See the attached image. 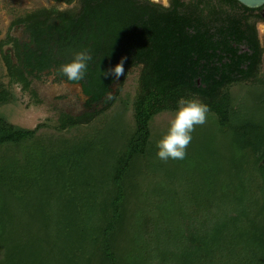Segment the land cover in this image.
<instances>
[{"label": "trees", "instance_id": "16d2710c", "mask_svg": "<svg viewBox=\"0 0 264 264\" xmlns=\"http://www.w3.org/2000/svg\"><path fill=\"white\" fill-rule=\"evenodd\" d=\"M55 1L71 5L75 0ZM222 1L249 15L260 10L236 0ZM81 4L77 15L51 12L57 16L30 24V43L16 42L19 66L11 56H3L12 83L25 82L26 72L55 71L59 80L81 85L89 104L106 106L78 118L64 116L55 128L27 130L0 117V264H17L15 249L30 250L39 240L63 254L59 264H137L134 255L143 262L142 241L154 233L147 231L148 220H155V232L159 225H169L173 251L165 250V261L188 264L197 256V264H264V164L258 166L264 161V82L246 94L242 111L236 106L241 94L236 96L234 90L254 79L262 66L263 49L250 16L186 13L183 0H172L169 9L149 0ZM85 48L93 56L87 74L82 81L68 82L57 68ZM122 59L124 71L145 66L140 89L134 97L123 96L121 86L109 99L117 78L104 73ZM190 95L213 101L208 115L216 130L230 138L226 140L234 151L242 152L238 156L243 163L249 166L253 159L254 186L263 189L259 194L249 192L256 210L252 218H244L241 208L248 194L238 191L232 180L219 182L226 188L225 204L238 211L228 210L221 222L215 199L210 209L201 204L194 209L203 214L202 220L182 208L181 241L177 223L173 225L179 210L149 207L155 193L144 198L143 186L150 187L147 179L163 167L156 142L164 130L158 133L153 127L161 116L175 113L181 97ZM11 97L10 90L1 88L0 106ZM207 165L193 174L198 195L206 192L211 167L221 169L224 163L221 166V157H211ZM219 177L223 179L218 172L212 181ZM238 179L243 181L244 175ZM182 180L192 181L188 174ZM214 187L207 193L213 196ZM27 198L33 201L28 203ZM25 203L28 212L32 205L38 216L22 222L14 208ZM26 232L32 245L18 246ZM39 256L40 252L34 261Z\"/></svg>", "mask_w": 264, "mask_h": 264}, {"label": "rangeland", "instance_id": "374dc122", "mask_svg": "<svg viewBox=\"0 0 264 264\" xmlns=\"http://www.w3.org/2000/svg\"><path fill=\"white\" fill-rule=\"evenodd\" d=\"M149 1L164 9H169L172 6V0ZM183 2V10L186 13L204 15L206 17H209L208 15L211 12H213L211 14L217 17H223L226 14L250 16V22L255 26L261 48L263 49V56L262 66L260 71L256 73L254 79L234 89L236 96L241 94L237 98L236 106L237 110L242 111L240 108L241 105L244 104V100H246V94L254 91L255 84L264 82V7L249 15L238 7L225 4L222 0H183ZM81 9V0H75L71 5L55 0H0V89L6 88L10 90L12 95L9 103L0 106V117L4 118L10 124L27 130H34L38 126L55 128L60 124L64 116L78 118L87 113L99 112L105 108L106 104L103 102L89 104V98L84 95L81 85H72L63 80H59L55 71H47L39 75L26 72L25 82L12 83L3 60L4 55L11 56L14 64L17 66L20 65L16 56L15 46L16 42L21 44L30 43V35L27 31L30 24L46 22L57 16V14L51 12L77 15L80 13ZM144 69L145 66L140 65L125 70L124 74L117 78L108 98L111 99L115 96L121 86H123V96L134 97L140 89L139 81L143 75ZM189 98H197L208 106L213 104L212 100L208 101L199 96L190 95ZM174 115L175 113L161 116V118L157 120V125L153 127L154 131L162 133L164 130L163 134H165ZM192 136L193 139L187 148L186 158L183 160L169 159L167 162L159 159V163L163 167H160L158 174H154L152 178L147 179V181H152L150 187L147 185L143 186L144 198L147 194L155 193L148 202L149 207L153 205L155 207H162V210H165V207L179 210V212L174 215L176 222H173V225L175 226L177 223V237L178 240L181 241L183 238L181 235L184 231V229L181 230L183 220L180 211L182 208H184L185 211H190L193 219L202 220L203 214L201 212L195 213L194 209L200 204L202 207L205 206L207 209H210L215 199L216 202H218L217 212L221 215V222L224 220L222 217L228 215V210L233 211V209H236L231 203L225 204V196H222L226 188L219 187L217 185L219 182L223 180H232L236 184L238 191L243 189L244 194H248L249 197H244L246 204L244 203L245 206L242 205V207H244L241 208L242 214L245 215L244 218H252L251 215L254 216V210H256V205H252L253 198L249 192L251 191L252 193L255 192V194H259L263 189V185H258L259 189L254 186V177L251 172L252 165H254L253 159L247 162L250 164L249 166L246 165V162H242L238 156V154L241 155L242 152L234 151L231 143H229L230 141L226 140L230 138H225V136L216 130L214 118L212 116L208 115L205 124L196 126ZM199 149L201 150L199 151ZM205 149L207 151H205ZM211 157H221V166L223 163L224 165L221 169L215 166L211 167L209 170L210 179H208L206 184V192H201L200 195H198L195 193L199 191L194 187L197 182L193 178V174L199 166L207 167L208 160ZM251 157L254 158V155H251ZM262 164H264V161L260 160L258 166L261 167ZM218 172L219 175L223 176V179L219 177L218 181H212L213 177H217ZM186 173L190 176L192 181L182 180L186 177ZM242 175H244V180L238 179V181L237 177ZM258 181L261 183L263 180L258 177ZM212 186H215L212 190L213 196L207 193V188L210 189ZM215 188H217V192H215ZM177 194L178 197L176 196ZM27 200L28 203L33 201L28 198ZM34 205L35 209L39 206L37 202ZM29 206L31 208L30 212L27 210L28 206L26 203L14 208L15 213L22 215V222L28 221L36 215L32 210V205ZM236 210L238 211V208ZM167 212L172 214L169 210H167ZM37 216L38 215L35 217ZM177 217L179 218L178 221ZM193 219L192 223H194ZM38 221L40 220L37 219V222ZM153 221L155 220L147 221V231H154V233L142 241L143 262H140L141 259L134 255L137 264H178V261H172V259H169V261L164 260L165 250L169 249L173 251V245L172 247L169 246L171 240L168 234H170L171 231L166 228L169 225L163 223L159 225V231L155 232ZM188 224L190 223L188 222ZM197 227L198 226L195 224V228ZM38 229L39 232H41L42 226L38 227ZM176 229L177 228H175V230ZM22 236L21 238L20 235L17 241L18 246L32 245L31 236L28 232L23 233ZM56 236L57 235L54 234L52 237V240L55 242ZM34 244L35 242L33 245ZM47 246L48 245H44L43 242L39 240V243L30 250L18 252L16 248L14 256L15 262L17 264H56V262H58L57 264H59L60 259L62 260L63 258V254L61 255L59 252L53 251L54 249L50 251ZM39 252L40 256L34 261ZM54 259H56L55 262ZM195 259H198V257L195 256L192 258V261L188 264H197Z\"/></svg>", "mask_w": 264, "mask_h": 264}, {"label": "clouds", "instance_id": "9594fccd", "mask_svg": "<svg viewBox=\"0 0 264 264\" xmlns=\"http://www.w3.org/2000/svg\"><path fill=\"white\" fill-rule=\"evenodd\" d=\"M92 59L93 56L90 50L87 48L82 49L76 52L70 62L61 64L57 68V73L62 77H66L68 82L82 81L87 74ZM110 74L116 78L124 74V59L113 69L104 73V75ZM209 112V106L199 99L181 97L177 101L175 115L169 123L167 132L156 142L157 158L165 162L169 159H185L196 126L205 124Z\"/></svg>", "mask_w": 264, "mask_h": 264}, {"label": "water", "instance_id": "95a60500", "mask_svg": "<svg viewBox=\"0 0 264 264\" xmlns=\"http://www.w3.org/2000/svg\"><path fill=\"white\" fill-rule=\"evenodd\" d=\"M236 1L249 9L257 10L264 7V0H236Z\"/></svg>", "mask_w": 264, "mask_h": 264}]
</instances>
